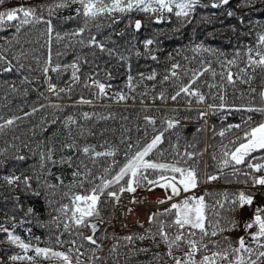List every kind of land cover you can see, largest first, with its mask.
Here are the masks:
<instances>
[{"label":"trees","instance_id":"1","mask_svg":"<svg viewBox=\"0 0 264 264\" xmlns=\"http://www.w3.org/2000/svg\"><path fill=\"white\" fill-rule=\"evenodd\" d=\"M215 2L218 0H200L187 17H177L175 8L171 13L114 10L87 19L86 27L82 9L79 14L76 11L81 5L72 0L0 3V12L22 7L35 9V16L40 18L39 23L22 25L19 31L15 27L19 20H5L0 26V56L4 57L0 60V125L13 120V124L0 130V264H66L61 257L37 255L33 252L35 247L63 252L71 264H174L159 235L161 228L172 238L177 234L171 214L123 227L102 221L92 233L90 226H77L71 219L74 195L90 194L104 180H111L131 155L161 133V142L145 159L179 162V167L195 168L198 185L207 184L202 195L209 206V219L222 217V225L229 219L236 221L235 227L217 231L215 236L211 235L210 227L209 235L202 239L197 232L194 239L198 247L201 244L208 247H200L195 259L199 261L212 252L223 251L229 248V243L232 248L239 246L243 237L239 232L240 208L228 211L230 205L224 194H228L229 200L241 191L264 195V188H257L251 180L253 176H263L264 171L255 172L247 167L249 162L263 163L264 150L253 152L244 164L235 165L238 172L233 166L222 168L221 161L225 151L238 146V138L264 120V113L245 110L264 108V67L248 64L249 55L263 48L258 37L264 33V4L259 8L250 4V0H236L239 9L229 16L226 5L211 7ZM104 3L111 5L112 0ZM247 3L249 8L241 9ZM60 4L65 6L57 7ZM18 16L23 18L22 13ZM49 20L53 27L51 40L45 23ZM136 20L141 21L138 31L134 28ZM81 28L85 29L83 33H79ZM92 36L106 49H112L113 54L89 44ZM146 39L153 40L147 48ZM152 56L156 59H151ZM49 57L50 69L59 66V70L45 74L42 69ZM231 60L236 63L229 64ZM71 64L77 66L78 80H73ZM173 65H177L174 71ZM9 67L11 71H5ZM229 72L233 83L228 82ZM153 73L155 78L147 79ZM129 75L133 77L136 95L149 91L152 103L116 102L119 99L114 98L115 93L123 94L129 89ZM90 77L111 85L107 96L97 98L94 86L85 87L91 84ZM49 83L56 86L58 95L49 90ZM182 86L203 94L204 102L184 93L171 99ZM69 87L70 91H59ZM81 98L91 103H81ZM221 103L223 108L219 107ZM84 113L89 118L85 119ZM69 116L75 123H65ZM145 117L155 123H149ZM169 120L176 122L174 127H167ZM85 147L89 148L88 153L83 152ZM108 151L114 155H95ZM188 153L193 155L189 157ZM20 156L25 159H17ZM149 173L154 179L152 170ZM210 175L217 179L209 181ZM4 177L19 179L10 184ZM25 177L29 178L27 185ZM128 179L126 176L119 184L104 189L97 206L99 215L87 218V225L100 215L110 216L115 201L107 193L125 186ZM217 200L225 204L223 209H217L220 217L212 211ZM164 211L155 210L150 217ZM65 224L69 225L67 229ZM4 228L29 244L30 250L25 253L19 242H10ZM87 234L96 244L84 239ZM243 238L247 246L264 251L257 248L249 232ZM188 251L186 243L181 242L179 249H172V256L184 258ZM13 256L24 259L12 260ZM217 264L227 261L217 260ZM257 264H264V257Z\"/></svg>","mask_w":264,"mask_h":264},{"label":"snow or ice","instance_id":"2","mask_svg":"<svg viewBox=\"0 0 264 264\" xmlns=\"http://www.w3.org/2000/svg\"><path fill=\"white\" fill-rule=\"evenodd\" d=\"M3 0H0V3H2ZM73 3H79L81 5V8H78L76 11L77 13H81L82 9V15L86 18L85 21V27L87 26V19L89 18H95L101 13L105 12H112V11H119V12H125V11H132V10H139L147 12L149 10L152 11H168L173 12L174 8L176 9L175 15L177 17H187L189 13L193 12L196 8V6L200 3V0H112L111 5H106L104 3V0H72ZM155 3L158 7L152 8L151 4ZM230 0H218V2L212 3L211 7L213 8H219L222 5L229 4ZM64 4L57 5V7H63ZM207 6V5H204ZM18 13L23 14V18L18 16ZM51 14V10H50ZM229 16H232L233 12L227 13ZM29 17H35V19L30 20ZM7 21H13V20H19V23L15 25L16 30L19 31L20 27L25 24L29 23H39L40 18L35 16V9H25V8H16L12 9L7 12H0V26H2ZM47 24V34L49 36V40H51V34L53 32V27L51 24V21H45ZM132 22H130L131 24ZM134 28L135 30H139L141 28V21L136 20L134 22ZM85 29L81 28L79 30V33H83ZM78 33H73V35H76ZM123 35V33H121ZM57 39H59V35L57 34ZM259 41L261 44H264V35L259 36ZM83 43V41H81ZM89 44H93L96 47H98L101 52L107 51L109 55L113 54L112 49H106L105 45L102 42H98L96 40L95 36L90 37ZM153 44L152 39H146L144 41V45L147 48L149 45ZM207 50V49H206ZM249 53L252 52V49L249 48ZM257 55L259 56V59H253L251 55L248 57V64L249 65H255L259 67H264V52H257ZM4 57L0 56V60H3ZM121 59H124V57H121ZM151 59L155 60L156 57L152 56ZM50 63L51 59L49 57V60L46 62V66L42 69V71L47 74L49 70L51 71H58L59 66L52 67L50 69ZM229 64H235V60L228 61ZM23 67V65H21ZM71 67L74 69L72 72L73 80H78L77 77V66L76 64L71 65ZM177 67V65H173V68ZM5 71H11V67L6 68ZM173 76L176 75L175 72L172 73ZM215 75V73H213ZM155 73L148 76L147 79H154ZM165 80L168 79L167 76L164 77ZM227 79L229 83H233L232 73L229 72L227 75ZM133 77L129 75L128 77V87L131 90L133 88L132 85ZM95 87L97 89L96 96L97 98L101 96H107L106 88L111 87V85H106L105 83L100 82L99 80L92 79L91 84H85V87ZM49 90L52 91L54 94L56 93V86L54 84L49 83L48 85ZM60 92L70 91V87L68 89H60ZM181 93H184L185 95L189 96H196L199 103L204 102L205 96L198 91L191 90L189 86H182L180 87L179 91L176 92L174 96L171 97V99L175 100L177 96H179ZM264 95V93H262ZM119 100L126 99V96L122 93H115V97ZM161 98H163V94L161 93ZM221 101H223V97H220ZM81 103H91L89 100H84L81 98ZM53 107H59L58 105H53ZM214 105H209V108H215ZM220 108L224 107V104L221 103L219 106ZM239 110V109H238ZM246 111H259L264 113V108H247ZM35 111V109H34ZM84 118H89L88 113H84ZM206 115V113H201V116ZM146 120H148L149 123H155L154 120H152L149 117H145ZM249 119H251L249 117ZM66 124L75 123L73 118L69 116L67 118ZM176 122L169 120L167 122V127L172 128L174 127V124ZM13 124V120L9 119L5 121L4 124L0 125V130H2L7 125ZM236 127L239 128L240 125H229V128ZM167 130V129H166ZM163 133L154 136L152 141L148 143L145 147H143L142 150H138L133 155H131L127 162L123 165V167L120 168L119 172L111 179V180H104L102 184L97 185L95 188L91 190L90 194L86 195H74L72 200L74 204V210L72 211V217L71 219L74 221V223L84 226H90L93 231L96 229V224L87 225L86 224V218H90L93 215H99V212L97 210V206L99 203L100 195L104 193V189L108 188L109 186L113 184H119L121 180H124L126 176L129 177V179L126 181V186H121L119 191L122 193L124 191L128 192H135L137 187H140L143 184H147L150 186L148 188L149 191H151L154 187H160L164 189L165 191L170 190V194L166 196V200H161L160 203H165L166 201L173 200L174 197H180L181 193H188L195 189L198 185L199 179L197 176V172L195 168H183L177 166L179 162L176 163H160V162H154L148 159H145L149 153L152 152L153 149L156 148V146L161 142ZM221 136L224 135V132L222 131L220 133ZM239 143L238 146L234 147V150L232 151H225L223 153L224 159L221 161V167H229L233 166L234 171L238 172L239 169L235 168V165H241L244 164L246 158L250 157L253 152L264 150V123H260L256 127H252L249 131H246L244 133V136L242 138H238ZM234 145L237 144V142H232ZM74 145H68V147H73ZM84 153L89 152V148L85 147L83 149ZM43 157V154H41ZM96 156H112L114 153L112 151L108 152H95ZM193 154L188 153V156L191 157ZM19 160L25 159L23 156L17 157ZM48 159H51V156H48ZM252 159H255V157H252ZM248 168L253 169L255 172H259L262 168H264V164L260 163H251L249 162L247 164ZM149 170H152V173L155 174V178H150ZM166 173H172L173 175L169 176L166 175ZM79 173H74V175H78ZM178 174V177L177 175ZM8 181V183H13L14 180H18L19 177H4ZM27 177H25L24 183L27 185L28 183ZM217 177L215 175L208 176V180H215ZM252 184L253 185H264V176L260 177H251ZM38 195V193H37ZM107 195L109 197H114L115 199H119V196L116 192H108ZM225 202H227L230 206L228 208V211L235 212L239 208H242L244 206H251L254 202V197L250 194H246L245 192L241 191L234 198L229 200L228 194H224ZM215 207L212 209L216 217H220V212L217 209H223L225 207V204L221 201L217 200L215 202ZM67 208V205L64 206ZM209 206L205 202V196H184L182 199L178 200L175 203H172L169 208L165 209L164 213H158L153 214V217H150V220L154 218L156 215H165V214H171L173 215L172 224L176 226L177 228V234L174 236V238L170 237L167 232L163 230V228L160 229L159 235L161 237L162 242L167 246L168 248V256L172 257L174 260V264H217V260L221 261H227V264H257V260L260 257H264V251L257 252L253 248L247 246L245 244V240L243 237L239 239V246L236 248H232L229 243V248L224 249L223 251H216L212 252L211 256L205 255L202 257L201 260L197 261L195 259L196 253L200 250V247H203L204 249H207V245L201 244L200 247H198V241L194 239V237L197 235V232L201 234V239L204 236L209 235L208 228L210 227L212 229L211 235L215 236L217 235V231H225L230 230L232 227L236 226V221L234 219H229L226 221V224H221L222 217L210 220L207 212H208ZM29 212H31V209H29ZM261 213H264V208L257 207L253 214V219L249 222H246L244 227L246 230H250L253 227H255L257 230L255 232H249V235L252 239V241L257 245L258 249H264V215ZM78 214V215H77ZM64 227L67 229L69 227L68 224H65ZM4 232L8 234V239L12 243L19 242V247L21 249H24L25 251L29 248V244L24 243L20 240L19 236H15L12 234V232H9L8 229L4 228ZM143 239L144 237H140ZM87 241H89L92 244H96V241L93 239L92 236L84 237ZM126 239L131 240V237H127ZM181 242L186 243L187 247L189 248V251L185 253L184 258L180 257H174L172 256V249L175 247L176 249H179L181 247ZM75 243V242H73ZM50 249H41L37 247L35 249V252L37 255L43 254L47 256ZM71 251V250H70ZM229 253L232 255V259H229ZM245 254H247V259L245 257ZM53 256L61 257L66 262V264H71V261L69 259V256L66 255L63 252H52ZM256 255L257 259H252V256ZM12 260H19L24 259V257L21 256H13L11 257ZM29 260L32 259V257H28Z\"/></svg>","mask_w":264,"mask_h":264},{"label":"built area","instance_id":"3","mask_svg":"<svg viewBox=\"0 0 264 264\" xmlns=\"http://www.w3.org/2000/svg\"><path fill=\"white\" fill-rule=\"evenodd\" d=\"M251 1L252 0H250V4L253 5ZM262 6L263 4L259 5V8H261ZM260 35H264V33ZM258 42L260 43L259 37H258ZM262 45H263V48L260 52L264 51V44ZM252 57L253 59H259L257 52L253 54ZM174 70L175 69L173 68L172 71ZM89 81L91 83L90 78H89ZM109 88L110 87L106 88L107 92L109 91ZM125 96H126V99H124L123 101L117 100L116 102L124 103V104H143L144 100H147V104H150L153 101L151 93L145 92V93H141L140 95H136L133 88L131 90L127 89ZM261 164H264V162ZM261 170L264 171V168H262ZM206 186L207 184L205 182L202 185H197V187L192 190L193 195L201 196L203 194V188ZM149 187L150 186H148L147 184H142L140 187H137L134 193L128 192V191H124L121 193L118 189L116 193L119 196V199L118 200L116 199L117 205L113 207L110 216L106 217L105 215H100L97 219H95L97 221L96 223L92 221L90 222L89 225L96 224V227H97L102 221H106L107 224H112L117 227L134 224V223L140 222V219H141L140 213H139L140 210L144 217L143 220L146 223L150 217V214L153 211L166 209L170 207L174 199L177 198V197H174L173 200L171 201L160 203L161 200H166L167 193L164 191V189L160 187H154L151 191H149L148 190ZM74 207H73V210H74ZM252 208L254 210L255 206L252 205ZM92 231L93 230H91L90 233H92Z\"/></svg>","mask_w":264,"mask_h":264},{"label":"rangeland","instance_id":"4","mask_svg":"<svg viewBox=\"0 0 264 264\" xmlns=\"http://www.w3.org/2000/svg\"><path fill=\"white\" fill-rule=\"evenodd\" d=\"M149 2H151V0H149ZM251 3H253V5H256L257 7H259V5H261V4H264V2H263V0H252L251 1ZM151 7L152 8H157L158 6L153 2L152 4H151ZM249 8V5H248V3L246 4V7H243V8H241V9H248ZM228 9V10H227ZM239 9V6H238V3L236 2V0H230V2H229V4H227L226 5V10L228 11V12H233V11H236V10H238ZM227 12V13H228ZM264 52V51H263ZM72 65V64H71ZM90 79L92 80L93 78L92 77H90ZM146 89H148V88H146ZM109 90H110V88H109ZM107 92V91H106ZM145 92H148V93H150L149 91H145ZM123 94H126V91H124L123 92ZM128 100V99H127ZM124 104V103H123ZM143 104H147V100H144V103ZM262 123H264V120H263V122ZM167 175H169V176H171V175H173V174H167ZM177 175V177H178V174H176ZM264 176V175H263ZM126 186V185H125ZM257 186H259V187H257ZM256 187L257 188H263L264 187V185H256ZM205 188V187H204ZM203 188V189H204ZM118 191V190H117ZM117 191H115V192H117ZM165 191V190H164ZM166 193H167V195L168 194H170V190H168V191H165ZM191 195H193V193H192V191H190V192H188V193H181V196L180 197H177V198H175L174 199V201L172 202V203H175V202H177L178 200H180V199H182L184 196H191ZM251 195V194H250ZM252 196L254 197V202H253V205L255 206V208H254V210H253V208H252V205L251 206H244V207H242V208H240V225H239V232H240V234H241V236L243 235V237H244V234L245 233H248V232H250L252 229H250V230H246L245 229V227H244V225H245V223L246 222H249V221H251L252 219H253V214H254V211H255V209L257 208V206H260V205H264V195L261 197V196H256V195H253L252 194ZM113 199H114V201H115V203H114V205H117V200L114 198V197H112ZM73 207H74V205H73ZM72 211H73V208H72ZM139 213H140V217H141V219H140V222H137V223H142V224H145V221L143 220V215H142V212H141V210L139 211ZM151 215V214H150ZM71 216H72V213H71ZM150 218V217H149ZM149 220V219H148ZM91 221H94L95 223L97 222L95 219H91ZM148 222V221H147ZM146 222V223H147ZM117 227V226H116ZM123 227V226H122ZM251 232H255L254 230L253 231H251ZM86 236H89V234H87ZM37 247H35L34 248V250H33V252L34 253H36L35 252V249H36ZM39 248H41V249H50V251H49V253L47 254V255H50V256H53L52 255V252H59V251H57V250H54V249H51V248H49V247H39ZM30 250V246H29V248L25 251L24 249H22V251L23 252H27V251H29ZM40 255H43V254H40Z\"/></svg>","mask_w":264,"mask_h":264}]
</instances>
